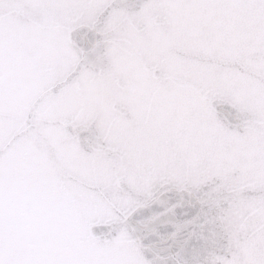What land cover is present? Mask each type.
<instances>
[{"label":"water","instance_id":"obj_1","mask_svg":"<svg viewBox=\"0 0 264 264\" xmlns=\"http://www.w3.org/2000/svg\"><path fill=\"white\" fill-rule=\"evenodd\" d=\"M0 264H264V0H0Z\"/></svg>","mask_w":264,"mask_h":264}]
</instances>
